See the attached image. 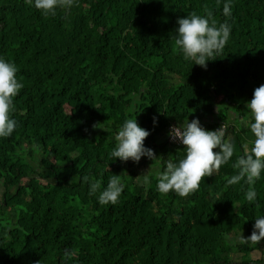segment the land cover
Masks as SVG:
<instances>
[{
    "label": "trees",
    "instance_id": "trees-1",
    "mask_svg": "<svg viewBox=\"0 0 264 264\" xmlns=\"http://www.w3.org/2000/svg\"><path fill=\"white\" fill-rule=\"evenodd\" d=\"M226 2L72 0L44 14L29 0H0V56L24 84L18 126L0 138V264H264V238L239 241L264 215V177L254 202L245 181L227 183L254 139L239 117L264 84V0H231L230 15ZM190 13L231 25L206 69L175 44L177 20ZM128 118L150 130L144 144L156 159L112 161ZM193 118L226 126L236 152L188 196L162 193L157 168L185 154L167 128ZM141 164L154 168L150 186L137 178ZM114 174L125 188L101 204Z\"/></svg>",
    "mask_w": 264,
    "mask_h": 264
},
{
    "label": "clouds",
    "instance_id": "clouds-1",
    "mask_svg": "<svg viewBox=\"0 0 264 264\" xmlns=\"http://www.w3.org/2000/svg\"><path fill=\"white\" fill-rule=\"evenodd\" d=\"M44 14H55L57 8L68 7L72 0H29ZM223 12L231 14V0H227ZM175 29V44L184 58L192 61V65L207 68V61L227 44L231 36V25L220 23L211 18V14H195L179 17ZM19 68L14 61L0 56V138L10 137L18 126V121L12 115L15 110L14 98L19 94L24 84L18 79ZM247 111L239 117L242 127L250 128L254 135L250 149L237 157L232 167L237 173L232 175L227 183L237 184L245 181L249 185L245 198L249 202L257 199L256 181L264 177V84L256 87L252 98L246 104ZM157 118L153 117V123ZM94 127H99L98 124ZM101 128V127H100ZM169 136L178 140L185 148L183 158L178 161L168 159L157 168V188L162 193L175 191L181 196H188L200 188L201 180L211 176L222 165L227 164L236 152L234 141L226 135V126L216 129H206L198 118L188 119L178 126H172ZM150 135V130L140 126L136 118H128L115 134L116 145L111 152L114 158L121 161L131 159L139 162L141 157L152 160L158 156L152 148L146 147L144 140ZM215 149V151H214ZM152 174L138 175L144 186L151 185ZM101 181L91 183L92 193L101 188ZM125 188L120 175L114 174L106 187L99 194L101 204H116ZM253 231L247 238L239 236L241 243L249 240L259 242L264 238V215L254 219Z\"/></svg>",
    "mask_w": 264,
    "mask_h": 264
},
{
    "label": "rangeland",
    "instance_id": "rangeland-1",
    "mask_svg": "<svg viewBox=\"0 0 264 264\" xmlns=\"http://www.w3.org/2000/svg\"><path fill=\"white\" fill-rule=\"evenodd\" d=\"M147 161H148V160L146 159V162H147ZM139 168L141 169V171H140V175H141V174H146L148 171H149V172L154 171V168H153V167L151 168L150 165H146V164H141ZM251 256H252L253 260H259V259L261 258L259 252H253V253L251 254Z\"/></svg>",
    "mask_w": 264,
    "mask_h": 264
},
{
    "label": "built area",
    "instance_id": "built-area-1",
    "mask_svg": "<svg viewBox=\"0 0 264 264\" xmlns=\"http://www.w3.org/2000/svg\"><path fill=\"white\" fill-rule=\"evenodd\" d=\"M172 126H174V124L170 125L168 128H167V140L169 143L173 144V145H177V146H183L178 140H173L170 138L169 136V131L170 129L172 128ZM176 126V125H175Z\"/></svg>",
    "mask_w": 264,
    "mask_h": 264
}]
</instances>
